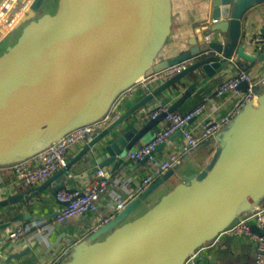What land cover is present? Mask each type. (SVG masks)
<instances>
[{"label":"water","instance_id":"obj_1","mask_svg":"<svg viewBox=\"0 0 264 264\" xmlns=\"http://www.w3.org/2000/svg\"><path fill=\"white\" fill-rule=\"evenodd\" d=\"M245 1L250 0H209L211 18L222 21L213 25L208 22L202 36L188 41L189 50L160 62L156 61L170 27V0H60L54 16L42 14L41 6L38 12L28 10L10 35L37 15L39 18L23 27L16 42L0 55V166L24 161L70 131L99 121L116 98L140 78L188 58L195 60L185 71L117 115L47 182L37 189L20 188L0 202V207L32 204L35 208L37 204L31 201L52 182L57 186L49 191L55 198L65 188L64 173L80 162L93 161V166L74 176L77 182L111 164L119 168L126 154L162 125L165 114L144 124L137 122L146 104L174 90L197 70L212 78L231 65L238 33L237 11ZM227 30L226 43L203 42L206 35ZM240 58L245 56L238 48L235 61L243 67ZM263 59L264 53L259 60ZM197 84H190L176 100L170 94L169 99L174 101L167 112L174 113L188 100ZM241 86L246 87V83ZM255 99L258 108L253 106ZM160 105L165 106V102ZM232 120L225 138L216 139L221 130L198 145L121 214L78 243L75 248L82 245V249L77 256L62 263L65 257L61 263L184 264L236 218L255 211L249 209L264 197V94L246 104ZM183 165L204 166L199 174L189 176L188 184L176 186L142 218L122 224L102 242L84 245L105 228L120 225L135 206ZM17 216L15 213L12 217ZM55 216L53 213L32 219L31 212L26 213L23 227ZM64 224H56V229ZM251 230L258 232L256 226ZM65 236V232L57 236L49 250Z\"/></svg>","mask_w":264,"mask_h":264},{"label":"crops","instance_id":"obj_2","mask_svg":"<svg viewBox=\"0 0 264 264\" xmlns=\"http://www.w3.org/2000/svg\"><path fill=\"white\" fill-rule=\"evenodd\" d=\"M60 0H46L45 8L53 6L55 11L48 13L42 10V14L54 16L58 10ZM35 0H31L29 5H32ZM171 2V15H170V27L169 33L166 38L165 44L160 51L157 61L168 60L179 56L182 52L190 49L188 41L194 37L202 36L204 34L203 29L206 24L212 19L210 15L209 0H170ZM9 3L12 5L13 0ZM238 12V30L237 40L232 53V63L224 70L218 71L212 78H207L201 70L195 71V73L189 75L177 84L175 88L168 93L163 92L156 99H153L150 103L146 104L138 114L145 113L156 109L161 102H165V106L168 108L173 104V101L178 99L184 90L194 82H198L194 89V92L190 95L188 100L184 101L175 111V114L184 115L198 106L204 97H208L209 101L206 103L205 111L200 116V120L204 118H212L219 120L226 116L237 99L232 96H225L224 98L214 97V92L217 86L226 78L231 77L240 71H245L251 76L255 82L254 93L258 97L264 94V82L260 83V80H264V59L259 60L260 56L264 53V45L258 46L254 43V38L257 34L264 31V0H250L245 1L244 5L237 11ZM23 14H20L19 20ZM218 22L222 19H217ZM11 30H8L2 37H0V44L10 36ZM219 36H223L222 39H218ZM12 37V36H11ZM229 38V32H214L211 35V40L226 43ZM17 40V39H16ZM16 40L8 44L12 46ZM211 41V42H212ZM9 46H5L6 48ZM238 48L242 49L245 58H240V62L243 67L238 66L235 58L237 56ZM6 50V49H5ZM5 52V51H4ZM2 54V53H1ZM162 84L152 83L148 85L150 93ZM245 87L241 86L239 90L244 91ZM174 95V100L169 99V95ZM147 94L143 88H137L132 98H123L112 107L113 114L115 116L121 115L126 112L131 106L142 100ZM257 100V99H255ZM233 120L228 126H226L216 139H223L227 135L229 127L232 125ZM196 125L195 121L188 124L189 128ZM160 126H156L151 135L137 144L131 151L136 150L140 146L148 143L155 133L159 130ZM182 139L180 136L174 135L169 140L166 146H160L156 149L155 154L163 158H168L175 150L181 145ZM216 145V144H215ZM83 148V146L75 147L67 154V161L70 162ZM93 166V161L88 163L80 162L70 169V179L65 180V188L62 190H83L87 185L92 184L95 181L94 175L80 181L74 180V176L82 174L87 169ZM146 162L129 163L126 160V156L123 163L119 168H114L111 164L103 169L106 178L113 184L114 190L118 195L123 194L121 183L125 180L129 181V186L134 187L136 180L140 179L147 171ZM204 166V165H203ZM203 166L198 165H183L178 170L172 171L168 178L160 185L155 187L146 198L141 201L133 210H131L120 225L113 228H105V230L94 238L90 243L87 241L84 245L93 244L96 242H102L107 236H109L116 228L122 224L133 223L142 218L147 212L154 208L159 201L170 193L176 186L180 184H188V178L191 175H197L203 170ZM6 167V166H5ZM4 166H0V202L6 200L8 196L15 195L19 192V187H16L13 183V175L5 169ZM120 184V185H119ZM55 182L50 183L47 189L41 191L31 201L36 203L37 207L31 208L30 204L21 205H5L0 207V264H54L53 257L60 248L66 245H74L73 251L69 257L65 258L62 263L73 259L78 255L82 249V245L75 248L80 240H85L88 237V232L94 224L96 218L103 214L105 211L106 199L104 196L98 201V212L96 214L87 213L81 216H76L65 221L63 227L56 229V224H53V218L45 219L35 225L30 224L23 227L26 222L24 215L30 213L33 218L49 217L51 214L56 213L61 207V204L56 201L50 194V189L56 187ZM40 187V186H39ZM32 188H27L31 190ZM37 189V188H33ZM22 195H26L23 193ZM105 200V201H104ZM264 207V197L257 203L251 206L249 210H256ZM17 213V217H12ZM252 213V212H251ZM250 213L246 212L240 217H246ZM30 221V220H29ZM42 224H53L48 234H42L40 236L28 234L24 239H19L14 242L5 243V236L8 231L15 228H22L29 231V228ZM251 227H254V222L250 223ZM65 232L66 236L60 243L54 247L51 251L49 245L55 240L57 236ZM257 232V231H254ZM37 241V242H36ZM84 247V246H83ZM256 242L248 237H230L226 234H218L215 238L206 241L200 246L191 258V264H256ZM61 263V264H62Z\"/></svg>","mask_w":264,"mask_h":264},{"label":"built area","instance_id":"obj_3","mask_svg":"<svg viewBox=\"0 0 264 264\" xmlns=\"http://www.w3.org/2000/svg\"><path fill=\"white\" fill-rule=\"evenodd\" d=\"M9 1L10 0H0V10L3 5L8 4ZM16 3L17 0H13V4L10 8L12 9ZM216 23H218L217 19H211L209 21V25ZM211 41V35H206L203 38L205 44ZM254 43L258 46L264 45V31L255 36ZM194 60V58H188L168 66L160 72L140 78L116 98L110 110L102 119L70 131L38 154L24 161L6 166L4 170L9 171L13 175V183L16 187H19V189L38 188L62 168L66 167L68 163L67 154L70 150H73L75 147L86 145L100 130L105 128L116 118L111 110L115 102L123 98H132L137 88H143L145 93L149 94L148 85L152 83L163 84L169 81L190 67L194 63ZM263 82V79L260 80V83ZM241 83H246V87L242 92L239 90V85ZM254 85L255 82L245 71L239 70L236 74L224 79L217 86L214 97L224 98L228 95L236 98L237 101L231 111L219 120L207 117L200 120V116L205 111L206 103L209 101L208 97H204L198 106L184 115L168 113L167 107L161 105L152 111L139 114L137 116V122L139 124H144L150 120L156 119L161 114H165L162 125L153 138L138 149L126 154V160L129 163L142 162L147 158L146 163L148 166L146 173L140 179L136 180L133 188L129 186V181L125 180L121 183L123 194L118 195L114 190L113 184L106 178L103 169L97 170L94 174L95 181L87 185L83 190H60L56 193L55 199L61 204V207L57 210L52 223L60 224L70 218L87 213L96 214L98 212V201L101 196H104L106 199L105 211L96 218L86 237L97 232L100 228L107 225L121 214L131 202L144 193L155 181L172 170L184 156L198 145L214 138L223 130L231 120L239 114L246 104L256 98ZM192 121H195L196 125L189 128L188 124ZM177 132H180L179 136L182 139L181 145L166 159L157 156L155 154L156 149L159 146H166L171 137ZM64 177L70 179L71 175L69 172H66L64 173ZM251 222H254L258 232L251 230ZM53 224L32 226L29 228V231L22 228H15L7 232L5 243L24 239L30 233L40 236L47 233ZM221 234H226L230 237L245 236L255 241L257 250L256 264H264V207L253 211L246 217L236 218L234 223ZM81 241L82 240H80L79 243ZM73 246L72 244L60 248L58 253L53 257L54 264H59L65 257H68ZM193 256L194 253L188 257L184 264H191V258Z\"/></svg>","mask_w":264,"mask_h":264},{"label":"rangeland","instance_id":"obj_4","mask_svg":"<svg viewBox=\"0 0 264 264\" xmlns=\"http://www.w3.org/2000/svg\"><path fill=\"white\" fill-rule=\"evenodd\" d=\"M30 2L31 0H17L16 5L12 9L10 8L11 10L9 9L6 13L3 14V16L0 17V37L7 33L8 30H12L15 24L18 22L17 19L19 15L26 14L28 10L38 12L41 6L42 10L44 8V10L48 13H53L55 11V8L53 6H50L48 8L43 7L47 3L46 0H35V3H33L32 5H29ZM38 18L39 16L37 15V17L33 20H30L29 22L20 26L15 32V34L10 36L8 35L7 39H5L2 44H0V55L5 51L6 45L9 46L8 44L13 43L19 37L23 27L33 22H36Z\"/></svg>","mask_w":264,"mask_h":264},{"label":"bare ground","instance_id":"obj_5","mask_svg":"<svg viewBox=\"0 0 264 264\" xmlns=\"http://www.w3.org/2000/svg\"><path fill=\"white\" fill-rule=\"evenodd\" d=\"M11 6L12 5L10 3H8L6 5H3V7L0 10V17L3 16V14L6 13L10 9ZM34 75H35V73H34ZM253 106L256 107V108L259 107V104H258L257 100H254Z\"/></svg>","mask_w":264,"mask_h":264}]
</instances>
